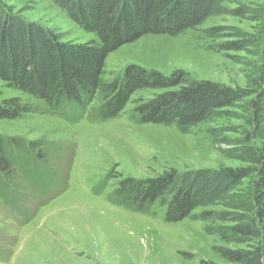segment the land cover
<instances>
[{"label": "rangeland", "instance_id": "obj_1", "mask_svg": "<svg viewBox=\"0 0 264 264\" xmlns=\"http://www.w3.org/2000/svg\"><path fill=\"white\" fill-rule=\"evenodd\" d=\"M0 4L63 41L94 38L50 0ZM222 6L223 13L196 29L175 37L144 35L105 60V79L136 64L164 74L181 69L198 80L245 90L242 100L189 133L139 123L132 102L137 95L115 118L72 122L0 80V102L19 97L31 106L17 119L0 120V135L26 142L31 151L19 154L10 176L0 173V264H240L212 247L246 246L207 235L201 221L169 223L165 208L157 204L153 214H143L111 201L121 178L154 177L169 168L247 166L248 178L233 193L243 196L250 190L257 165L239 159L235 151L264 146V102L253 104L264 95V0H224ZM99 103L97 97L88 110ZM208 209L228 210L222 205ZM259 225L264 228V219Z\"/></svg>", "mask_w": 264, "mask_h": 264}, {"label": "trees", "instance_id": "obj_2", "mask_svg": "<svg viewBox=\"0 0 264 264\" xmlns=\"http://www.w3.org/2000/svg\"><path fill=\"white\" fill-rule=\"evenodd\" d=\"M50 1L94 38L80 43L63 41L60 34L25 21L0 4V80L62 118L76 122L89 116L106 121L117 117L137 95L132 102L139 123L174 126L186 134L246 96L244 89L198 80L181 69L164 74L130 64L115 77L104 78L105 60L111 52L144 35L175 37L196 29L210 16L223 13L224 0ZM145 91L152 94L147 98L138 95ZM97 97L98 107L88 110ZM259 100L264 102V95L253 102L256 107ZM30 108L19 97L3 99L0 120L17 119ZM29 146L37 143L29 142ZM22 152L30 155L26 142L0 135L3 176L11 175ZM235 153L257 165L253 184L243 196L233 191L248 178L247 166L169 168L154 177L121 178L111 201L143 214H153L157 204L165 208L164 220L169 223L187 218L201 221L207 235L246 246H213L220 257L240 264H264V228L259 229L264 219V146L243 147ZM219 205L228 210L208 209Z\"/></svg>", "mask_w": 264, "mask_h": 264}]
</instances>
